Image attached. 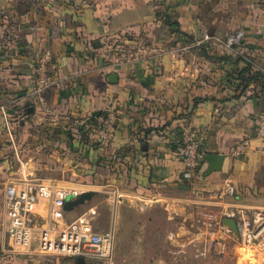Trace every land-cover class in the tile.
Wrapping results in <instances>:
<instances>
[{
  "label": "crops",
  "instance_id": "0c3cea01",
  "mask_svg": "<svg viewBox=\"0 0 264 264\" xmlns=\"http://www.w3.org/2000/svg\"><path fill=\"white\" fill-rule=\"evenodd\" d=\"M165 12L178 21L180 33L168 25ZM241 30L242 43L228 47V37ZM206 33L215 37L204 43L208 55L179 51L189 38L202 40ZM137 39L157 50H145L137 61L107 64L103 55L110 46L127 48ZM45 50L52 53L51 69L60 84L46 92L41 108L32 91ZM247 65L253 80L233 74ZM261 112L264 0H0V264L162 262L150 257L149 229L138 222L120 234L116 226L107 260L79 263L43 255L37 246H16L3 223L5 188L12 183L24 188L31 178L94 193L84 205L64 208L60 219L51 216L53 199H39L36 236L41 227L59 231L100 202L111 204L112 185L125 195L116 205L120 210L137 208L148 196L180 208L187 191L208 212L264 210V141L256 137L255 122ZM82 118L94 126L107 121L111 139L102 142L84 133ZM188 126L197 131L206 156H223L220 170L208 174L205 160L190 182L181 178L185 166L177 149ZM243 138L251 139L250 149L235 159L231 146ZM225 179L237 194L220 200ZM137 214L129 218L143 213ZM180 232L177 253L183 252Z\"/></svg>",
  "mask_w": 264,
  "mask_h": 264
},
{
  "label": "built area",
  "instance_id": "2783aa9c",
  "mask_svg": "<svg viewBox=\"0 0 264 264\" xmlns=\"http://www.w3.org/2000/svg\"><path fill=\"white\" fill-rule=\"evenodd\" d=\"M215 37L206 33L202 40H194L179 48L180 52L196 50L207 41ZM244 31H237L226 41L228 47H235L242 43ZM157 50L149 41L137 39L127 48L112 45L103 55L108 65H118L140 60L145 50ZM52 53L43 51L36 66L33 77L32 96L41 108L46 106V92L60 84V79L52 72ZM256 137L264 141V112L256 117ZM82 131L95 136L102 142H108L113 129L107 121L94 126L88 118L78 121ZM250 138H243L235 142L230 149V155L235 159L244 158L250 149ZM178 152L184 162L181 178L187 182L196 178L198 170L206 160V154L201 148L200 137L191 126L182 133V140ZM7 205L4 211L3 223L7 234L18 247L31 249L37 246L39 253L52 257L65 258H93L107 260L114 252L115 232L113 230L98 231L94 226V209H89L79 217L69 222L59 231L48 227H41L36 236L34 212L39 199L49 198L54 201L51 216L56 219L64 217V207L67 201L79 197L82 192L74 188L59 186L54 179L40 177L31 178L25 182L24 188L19 189L14 183L6 185ZM84 193V192H83ZM237 189L231 180L225 179L217 198L225 200L227 196H235ZM125 195L121 189L111 186L107 189L109 203H122ZM225 219H234L238 226V236L224 223ZM210 220L216 221L226 236L233 235L237 245L249 249V256L242 264H264V210L249 211L244 208L224 210L219 216L211 215ZM255 256V257H254ZM254 257V259L252 258ZM252 262V263H251Z\"/></svg>",
  "mask_w": 264,
  "mask_h": 264
},
{
  "label": "rangeland",
  "instance_id": "374dc122",
  "mask_svg": "<svg viewBox=\"0 0 264 264\" xmlns=\"http://www.w3.org/2000/svg\"><path fill=\"white\" fill-rule=\"evenodd\" d=\"M195 199L187 191L180 208L173 205L168 208L165 200L148 196L137 208L125 207L121 210L116 205L100 202L95 208L94 226L99 231H114L117 226L120 234L135 222L147 225L149 255L162 261V264H242L250 251L239 247L233 235L226 236L216 221L212 223L211 215L219 216V212L206 211ZM119 211L120 221L117 219ZM170 211L172 216L168 214ZM138 212L143 213L141 217L137 216L134 221L129 218L130 213L138 215ZM179 228L183 252L177 253L175 233ZM169 235L174 241L168 239Z\"/></svg>",
  "mask_w": 264,
  "mask_h": 264
},
{
  "label": "water",
  "instance_id": "95a60500",
  "mask_svg": "<svg viewBox=\"0 0 264 264\" xmlns=\"http://www.w3.org/2000/svg\"><path fill=\"white\" fill-rule=\"evenodd\" d=\"M111 77L115 79L116 76L115 74H112ZM206 160L210 165L208 172H207L208 174H211L213 173V171H217L221 169L222 162H223L222 155L209 154L206 156ZM93 195L94 193L92 191L84 192L79 197L67 201L64 208L66 211L74 210L80 205H84L87 201L91 200ZM224 223L232 229V231L234 232L236 236H238V226H237V222L234 219H225ZM77 259L79 263H83L85 261V258L83 257H80Z\"/></svg>",
  "mask_w": 264,
  "mask_h": 264
},
{
  "label": "trees",
  "instance_id": "16d2710c",
  "mask_svg": "<svg viewBox=\"0 0 264 264\" xmlns=\"http://www.w3.org/2000/svg\"><path fill=\"white\" fill-rule=\"evenodd\" d=\"M165 17H166V22L168 23L169 26H171V28L174 30V31H177L180 33V30H179V23L178 21H176L171 15L170 13L168 12H165ZM194 40L193 39H188V41L185 42V44H188V43H191L193 42ZM197 51H199L201 54H206L208 55L209 54V50H208V45L206 44H203L201 45L200 47H198L196 49ZM222 59H229L228 56H224L222 57ZM233 74L239 78V79H244L246 81H250V80H253V73L251 71V67L249 65L246 66V68H244V71H241V70H236L233 72Z\"/></svg>",
  "mask_w": 264,
  "mask_h": 264
},
{
  "label": "bare ground",
  "instance_id": "6f19581e",
  "mask_svg": "<svg viewBox=\"0 0 264 264\" xmlns=\"http://www.w3.org/2000/svg\"><path fill=\"white\" fill-rule=\"evenodd\" d=\"M244 248H246L247 250H249L247 247H244Z\"/></svg>",
  "mask_w": 264,
  "mask_h": 264
}]
</instances>
